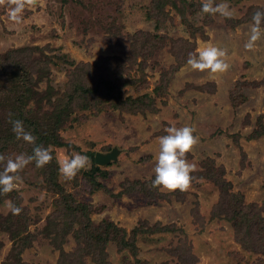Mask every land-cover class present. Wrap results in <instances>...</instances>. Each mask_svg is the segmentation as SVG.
<instances>
[{"label":"rangeland","instance_id":"1","mask_svg":"<svg viewBox=\"0 0 264 264\" xmlns=\"http://www.w3.org/2000/svg\"><path fill=\"white\" fill-rule=\"evenodd\" d=\"M227 2L232 17L204 13L203 0H38L14 24L0 0V53L42 48L40 88L66 89L83 65L91 89L44 145L52 159L0 193V264H264V34L245 47L264 0ZM208 45L226 50L228 70L187 64ZM185 125L199 137L190 186H153L158 138ZM113 149L116 160L94 162ZM77 152L90 164L66 180L60 162Z\"/></svg>","mask_w":264,"mask_h":264},{"label":"clouds","instance_id":"2","mask_svg":"<svg viewBox=\"0 0 264 264\" xmlns=\"http://www.w3.org/2000/svg\"><path fill=\"white\" fill-rule=\"evenodd\" d=\"M38 0H10L8 17L14 24L23 21V11L27 5L36 6ZM201 9L204 13L220 14L223 17H232L234 11L229 7L227 0L215 3V0H203ZM253 25L249 42L246 48H251L253 43L261 38L264 29V11L257 10L252 17ZM226 50L215 45H208L201 48L198 53L190 54L187 64L197 70H208L210 73H222L230 67L226 62ZM11 116V114H10ZM12 131L17 138L34 144L31 155L18 154L14 158L6 160L5 170L0 172V193L12 191L20 180L19 171L30 161H35L36 166L42 167L51 159L52 155L48 148L35 144L36 137L28 131L24 122L20 119H11ZM195 129L191 126L169 127L167 134L158 138L159 152L154 168V178L151 182L153 186H158L170 190H184L190 186L193 179L191 173L196 168L194 163L188 162L186 153L198 142L199 137L194 135ZM5 159L0 155V160ZM90 164L89 157L82 153H75L69 158L60 162L59 172L66 180H72L83 169ZM7 207L14 214L21 211L13 201L7 202Z\"/></svg>","mask_w":264,"mask_h":264},{"label":"trees","instance_id":"3","mask_svg":"<svg viewBox=\"0 0 264 264\" xmlns=\"http://www.w3.org/2000/svg\"><path fill=\"white\" fill-rule=\"evenodd\" d=\"M131 55H135V51ZM50 59L51 57L38 47H20L0 53V155L2 153L5 158L0 160V172L5 170L7 160L5 154L11 152L9 156L14 158L16 155L12 151L18 150L20 147L18 141L23 140L17 138L12 131L11 119L22 120L25 128L35 133V143L45 147L44 145L49 142L56 141L57 127H62L72 107L76 106V92L79 93L80 90L84 93L91 90L83 85L85 83L83 65L76 66L78 71L70 74L66 89L54 88L48 79L46 87L40 88L39 83L50 74ZM112 59H115V55ZM116 60L121 59L118 57ZM101 61H105L111 67L116 66L114 62H107L105 58ZM110 77L112 75L107 76L111 79ZM102 86L104 85L99 81V90L103 88ZM95 91L97 88L90 93L93 94ZM144 105L145 103H142L140 106ZM34 146L33 144L32 152ZM95 169L100 168L96 166Z\"/></svg>","mask_w":264,"mask_h":264},{"label":"water","instance_id":"4","mask_svg":"<svg viewBox=\"0 0 264 264\" xmlns=\"http://www.w3.org/2000/svg\"><path fill=\"white\" fill-rule=\"evenodd\" d=\"M116 158L117 152L115 151V149L107 153L96 152L94 154V162L98 165L108 164L111 160H116Z\"/></svg>","mask_w":264,"mask_h":264}]
</instances>
